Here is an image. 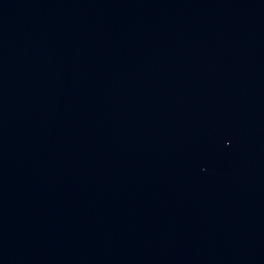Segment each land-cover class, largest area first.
I'll return each mask as SVG.
<instances>
[{
	"label": "water",
	"instance_id": "95a60500",
	"mask_svg": "<svg viewBox=\"0 0 264 264\" xmlns=\"http://www.w3.org/2000/svg\"><path fill=\"white\" fill-rule=\"evenodd\" d=\"M0 264H264V0H0Z\"/></svg>",
	"mask_w": 264,
	"mask_h": 264
}]
</instances>
